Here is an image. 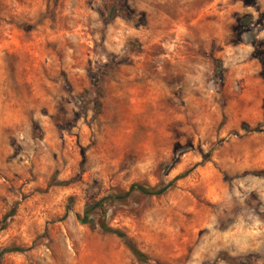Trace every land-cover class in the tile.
Returning <instances> with one entry per match:
<instances>
[{"label":"rangeland","instance_id":"rangeland-1","mask_svg":"<svg viewBox=\"0 0 264 264\" xmlns=\"http://www.w3.org/2000/svg\"><path fill=\"white\" fill-rule=\"evenodd\" d=\"M107 2L0 0V264H140L82 222L139 183L105 213L150 257L264 264V0Z\"/></svg>","mask_w":264,"mask_h":264},{"label":"trees","instance_id":"trees-1","mask_svg":"<svg viewBox=\"0 0 264 264\" xmlns=\"http://www.w3.org/2000/svg\"><path fill=\"white\" fill-rule=\"evenodd\" d=\"M130 15L131 11L126 6L125 0H108L105 12L106 22L112 21L117 17L128 19ZM168 187L169 186L164 188H161L160 186L151 187L145 183L134 184L131 188V193L126 192L122 194H110L102 198L100 201L91 202L85 210V216L82 218V222L93 227L99 224L101 230L104 233L116 235L119 239L122 240V242L130 250V252L134 255V257L140 264H163L159 260L152 258L148 254L141 251L134 240L125 232L110 227L107 223V214L105 213V209L116 200L128 199L135 192L146 196H157L163 194L168 189ZM98 210L101 211V219L97 223L94 216L96 215L95 213ZM20 251H22L20 248H12L6 250L5 252L7 253ZM226 260L229 264H239L235 258L230 256H228Z\"/></svg>","mask_w":264,"mask_h":264}]
</instances>
